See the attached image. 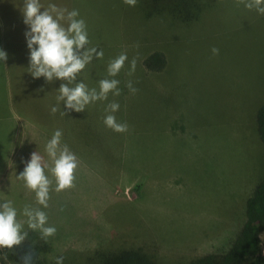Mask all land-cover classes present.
<instances>
[{"label":"rangeland","instance_id":"374dc122","mask_svg":"<svg viewBox=\"0 0 264 264\" xmlns=\"http://www.w3.org/2000/svg\"><path fill=\"white\" fill-rule=\"evenodd\" d=\"M67 2L85 21L86 47L103 51L75 83L98 87L108 62L127 53L120 73L107 77L120 81L121 94L83 112L61 102L52 114L63 81L34 78L28 47H10L6 69L0 61V116L8 118L0 117V203L11 200L21 222L26 204L47 213L57 229L47 238L50 262L63 256L64 264H103L109 253L132 249L155 264H186L225 248L243 220L245 198L264 177L254 117L264 102V15L237 0L194 2L192 19L161 0L146 14L123 0ZM153 51L164 56L159 70L142 64ZM113 101L119 110L106 112ZM108 114L128 130L106 127ZM35 129L49 140L61 130V146L78 159L75 186L57 193L53 181L48 208L17 179L33 152L51 164L49 140ZM259 237L263 248L264 231Z\"/></svg>","mask_w":264,"mask_h":264},{"label":"clouds","instance_id":"9594fccd","mask_svg":"<svg viewBox=\"0 0 264 264\" xmlns=\"http://www.w3.org/2000/svg\"><path fill=\"white\" fill-rule=\"evenodd\" d=\"M123 3L135 7L137 0H123ZM237 3L264 15V0H237ZM21 12L23 22L29 28L25 32L30 53L29 72L34 78L44 77L47 82L63 81L58 89L59 94L56 96L57 104L50 109L52 114L60 111L61 102L67 110L83 112L90 103L106 101L109 93L114 96L121 94L118 87L120 81L107 77H116L120 73L128 60L127 53H121L108 62L107 77L98 81V87L89 89L84 82L75 83L79 73L92 62L94 57L103 58L102 50L97 51L95 47H86L90 42L85 21L77 19L78 10L69 11L54 3L44 7L40 0H23ZM211 51L213 55L219 54V49L216 47H213ZM7 58V53L0 50V61H6ZM136 63L137 59L134 57L129 75L135 72ZM126 86L133 94L138 91L131 80ZM119 107V103L113 101L107 105L105 111L115 113ZM61 115H67V112L62 111ZM103 123L117 133L128 130V125L117 122L113 114L106 115ZM61 137L62 131L56 130L45 146L51 164L46 163L38 152H33L30 160L25 162L24 170L17 177L24 182L26 189L35 193L36 204L43 208L49 207L53 181L55 182L54 190L57 193L75 186L78 159L66 144L61 146ZM45 169L51 173L53 179L49 178ZM60 210L63 211V208ZM17 215V209L11 200L0 203V248L12 249L27 239L28 232L23 231L24 223L29 229L39 231L44 240L54 236L57 231L54 226L48 225L47 213L40 207L26 204L22 211V215L27 218L25 222L18 221ZM34 255V249L30 247L22 257L23 264H33ZM56 264H64V257H57Z\"/></svg>","mask_w":264,"mask_h":264},{"label":"trees","instance_id":"16d2710c","mask_svg":"<svg viewBox=\"0 0 264 264\" xmlns=\"http://www.w3.org/2000/svg\"><path fill=\"white\" fill-rule=\"evenodd\" d=\"M168 3L166 7L176 14L185 13L188 19L195 18L199 0H161ZM195 2V3H194ZM137 9L148 13L157 0H138ZM191 3V4H189ZM164 56L159 51H153L144 56L142 64L147 70H159L164 65ZM6 119V115L0 116ZM255 125L259 140L264 144V102L255 110ZM8 119V118H7ZM36 130V129H35ZM39 132V131H35ZM45 137V133L36 134ZM47 163V162H46ZM23 231L28 232L27 239L12 249L0 248V264H23L22 257L34 249L33 264H54L50 262L48 254L51 251L47 240L41 238L39 231H33L24 224ZM264 231V177L260 178L252 187L244 200L243 220L234 236L225 248L197 256L186 264H264V246L261 247L259 234ZM6 257V259H5ZM56 264V263H55ZM103 264H155L149 255H138L135 250H120L109 253Z\"/></svg>","mask_w":264,"mask_h":264},{"label":"crops","instance_id":"0c3cea01","mask_svg":"<svg viewBox=\"0 0 264 264\" xmlns=\"http://www.w3.org/2000/svg\"><path fill=\"white\" fill-rule=\"evenodd\" d=\"M67 1L69 0H40L44 7H47L49 3H54L58 7L63 8L66 5L68 9L67 6L69 2ZM22 7L23 0H0V50L5 51L7 57H9L8 52L10 47H27L25 32L28 31L29 28L23 22ZM41 11H43V9H41ZM7 63V60L2 63L5 69ZM8 106L10 111H15L12 102L8 101L7 107Z\"/></svg>","mask_w":264,"mask_h":264}]
</instances>
